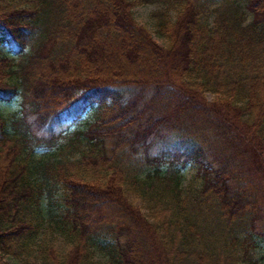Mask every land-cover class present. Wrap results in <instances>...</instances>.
Instances as JSON below:
<instances>
[{
  "label": "trees",
  "instance_id": "trees-1",
  "mask_svg": "<svg viewBox=\"0 0 264 264\" xmlns=\"http://www.w3.org/2000/svg\"><path fill=\"white\" fill-rule=\"evenodd\" d=\"M263 210L264 0H0V262L260 264Z\"/></svg>",
  "mask_w": 264,
  "mask_h": 264
},
{
  "label": "rangeland",
  "instance_id": "rangeland-1",
  "mask_svg": "<svg viewBox=\"0 0 264 264\" xmlns=\"http://www.w3.org/2000/svg\"><path fill=\"white\" fill-rule=\"evenodd\" d=\"M156 5H144L141 7H136L134 10V18L138 23L142 24L147 30L150 31L154 40H157L159 43L163 44V40L155 33V22L151 18V14L155 11ZM143 94L140 88L135 90H129L127 93H124V100L126 102L132 100L135 97H138V94ZM20 109V100L10 101L9 103H4L1 105V111L5 116H9L11 112ZM26 111V110H25ZM27 112V111H26ZM93 121L91 116L85 115L81 120L75 121V123L67 122L64 125L54 128L52 136L54 139V145L48 150V154L52 155V158H76L79 155V150L83 148L85 140L82 136V133L86 132L89 127V123ZM48 137V135H43ZM152 143V152L153 154H160L162 151H167L168 145L166 140H159L152 138L149 139ZM109 143V142H108ZM45 150V149H44ZM42 150V151H44ZM37 150L38 153L42 152ZM192 171L185 172L186 180H189L190 174ZM257 228L259 232H264V210L261 221L258 223ZM256 257L260 258V264H264V242L261 244L259 250L256 253ZM4 262V263H3ZM0 264H19L18 261L11 260L6 258Z\"/></svg>",
  "mask_w": 264,
  "mask_h": 264
}]
</instances>
